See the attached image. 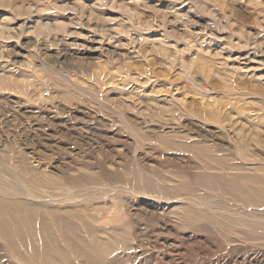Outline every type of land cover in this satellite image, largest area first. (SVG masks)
Returning <instances> with one entry per match:
<instances>
[{"label": "rangeland", "instance_id": "1", "mask_svg": "<svg viewBox=\"0 0 264 264\" xmlns=\"http://www.w3.org/2000/svg\"><path fill=\"white\" fill-rule=\"evenodd\" d=\"M10 4L20 9L15 27H26L7 43L0 37L2 174L12 177L20 153L34 156V169L69 179L65 197L91 192L98 238L128 224V245L105 264H264V225L234 220L264 207L236 193L229 177L208 179L223 172L203 168L189 150L222 139L228 147L211 145L222 160L257 168L264 159V0H0V21ZM65 4L76 11L56 7ZM37 22L52 29L41 33ZM174 97L187 104L181 108ZM86 175L109 189L92 193L93 180H72ZM190 196L227 214L218 213L216 224L195 223L180 204ZM0 264L21 263L8 257Z\"/></svg>", "mask_w": 264, "mask_h": 264}, {"label": "bare ground", "instance_id": "2", "mask_svg": "<svg viewBox=\"0 0 264 264\" xmlns=\"http://www.w3.org/2000/svg\"><path fill=\"white\" fill-rule=\"evenodd\" d=\"M85 3L78 5L80 8H82V10H80V11L82 12L83 15H81V16H84V14L86 15ZM133 3L139 4L137 2H133ZM56 7L59 10L65 11V12L67 10H70V9L72 11L73 10L76 11L75 8H73V9L68 8V4L56 6ZM19 10L20 9H19L17 4L16 5L10 4L8 6V8L6 10H4V15H2V20L0 21V35H1L0 37L3 39L4 43L6 42L4 40L10 41L13 39L12 34L16 33L18 31V28L20 30H25L26 21L23 25L21 24L18 28L15 27L16 23H13L16 19H19V15H18ZM131 10H133V9H131ZM31 13H32V11H30V14ZM77 13H79V12H77ZM179 13H181V12H179ZM133 14H134V12H133ZM185 14L187 15L189 13L185 12ZM16 15L18 17H16ZM93 15H94V11H90L89 15L87 17L90 20H88L87 23L90 24ZM131 15H132V13H131ZM17 24H19V23H17ZM38 24H39V22H37V25ZM59 24H61V23H59ZM40 25L41 24H39V26H35V29L39 30L41 33H44L46 31H49L52 29V26L50 25V23H45V24L42 23V25L41 26ZM58 25H56V26H58ZM34 33H36L35 30H34ZM46 33H48V32H46ZM87 38H89V37H87ZM0 41H2V40H0ZM184 42H186V41H184ZM162 43H164V42H162ZM152 44H153V42H152ZM186 44H187V46H192V45H190V42H188V41L186 42ZM193 44H195L194 41H193ZM160 45H161V43H160ZM163 46H165V45H163ZM168 46L169 45H167V47ZM156 47L158 48V46H156ZM157 48H156V50H157ZM173 48H175V46ZM162 49L164 50V47ZM190 50H191V48H190ZM67 53H69V52H67ZM194 54H195V52H194ZM206 54H203V55L206 56ZM195 55L196 56L194 59L198 60V62L201 61V60H199V58H201V57H199L200 53L195 54ZM172 56H173V54H172ZM218 56H220V53ZM168 57H170V56H168ZM177 57H179V55H177ZM222 57H224V56L222 55ZM222 57H220V58H222ZM173 58H174V56H173ZM221 63H223V62H221ZM227 64L228 63H225V66ZM205 67H206V65H205ZM174 68H175V64H174ZM233 70H235V69H233ZM212 71H211V73H212ZM1 72H3V71H1ZM208 72H209V69H208ZM226 74H227V72H226ZM0 76H2V75H0ZM7 76H6V78H7ZM12 77L13 76H11V78ZM2 79H3V77H1V80ZM0 82L2 83V81H0ZM193 82H194V80H193ZM172 83H173V81H172ZM4 85H5V81H4ZM2 87H5V86L2 85ZM173 88H174V86H173ZM2 90H5V89H2ZM177 90H179V88ZM156 91H157V89H156ZM173 91H174V89H173ZM242 91H244V90H242ZM247 92L249 93L248 90H247ZM229 93H231V92H229ZM243 93L246 94V92H243ZM155 94H156V92H155ZM208 94H210V93H208ZM250 95H252V94L250 93ZM202 98H204V97H202ZM174 100H175V97H174ZM176 103L181 108L187 104L186 99H184V98L177 100ZM207 103L208 102H206V104ZM215 103H213V104H215ZM190 104H191V102H190ZM157 107H160V106H157ZM215 108H217V106ZM227 108H228V106H227ZM203 110L206 111L204 108H203ZM223 113H224V111H223ZM227 113H229V111ZM169 114H171V113H169ZM222 115L223 114H221V116ZM233 116H235V115H233ZM229 117H232V116H229ZM229 117L226 121H231L230 124L231 123L234 124V126L237 128V126L240 124L239 121L238 120H232L233 118L231 119ZM240 122H242V121H240ZM213 124H214V122H213ZM214 125H217V124H214ZM237 129H239L238 131H240V128H237ZM250 129H251V127H250ZM225 130L227 131L228 129L225 128ZM233 130H234V128H233ZM198 133H199V131H198ZM237 133H239V132H237ZM242 135H243V133H242ZM249 135L252 136V132H251V134H248V136ZM253 135H254V133H253ZM197 137L203 138V136L200 134ZM253 140H255V139L253 138ZM205 143H207V142H198V143H196L197 146H189V150L192 151L194 154H196V156L200 157V159L202 160V164L204 165L203 168H207L209 170H212L214 168V165H215L216 166L215 169L223 172L219 175H209L206 177L212 181H220L221 179H225L224 176L229 177V180H230L229 186H231L236 193L243 194L244 196H246L249 200V204H251V205H253L259 209L261 207H264V174H260V173H264V159H259V161L261 163H260V166L257 168H252L245 161H242L239 163L229 162L226 159L222 160L224 157H222V159H220L219 156L216 155V153H217L216 146H211V145H217L218 148L219 147H228V146H226L229 144V143H227V141L219 139L218 143H216V144L214 143V141L211 145H208ZM224 143H226V145H224ZM170 147H172V146H170ZM174 147H176V146H174ZM212 148H214L215 150H213ZM238 150H239V148H238ZM257 155H260V154H257ZM29 157H31V159H33L35 162L39 161L34 156H29ZM29 157H27V155L24 153H20L16 157L15 161H12L11 164L13 166V169L10 173L12 174V177H13V178L12 177L11 178L14 180H12L11 178L2 174V167L0 165V252L4 253L3 256L0 255V261H2V259H4V258L10 257V258L17 260L21 264H74V261H75L74 259L80 260L82 262V264H105L108 260H110V259H108L109 258L108 256L112 255V253L115 252V250H117L118 248H125L128 245V243H129L128 242V234H129L128 224H125V225L122 224L123 226H116V227L112 228L110 232L105 231V233H107V232L109 233L108 239L98 238V235H99L98 230L97 229L94 230L90 227V225H93V222L94 221L96 222V220H97L96 215L89 213L91 209L88 205L89 201H87V199H88L87 197L89 196V194L91 192H88L89 190H87L84 193H82L83 192L82 190H81V192H79V193L76 192L74 194L70 192L72 195L69 194L70 196L65 197L66 194H62V193H60V191L63 190L62 188L66 187V185H68L67 183H68L69 179L66 176H64L63 174L58 175L54 172H50V171L44 172V171H41V169H34L32 166H30ZM34 167L37 168V166H34ZM54 170L56 171V169H54ZM99 175H103L102 172H100ZM92 177H94V176L86 175V177L82 176V178H76V179H72V180H76V181H78V180H82V181L93 180V182L87 184V185H93L94 186V187H92V190H94V192H92V193H95V190L97 192H104L107 189H109L106 187L107 189L103 190L101 188L102 186L98 185L97 182H95ZM211 183H214V182H211ZM253 184H255L257 186H254ZM116 186H118V185H116ZM145 186L148 189H150V188L153 189V187H152L153 185L151 182H146ZM89 187H87V189ZM111 188H113V186ZM116 189L119 190L118 188H116ZM116 189H115V191H116ZM107 192H110V191H107ZM116 196H117V198H121L122 193H120V191H118V194H116ZM82 198H84V199H82ZM77 199L80 201H77ZM206 201L201 199V198H197V197L194 198L192 196L184 198L182 200V202H187V203L180 202L181 206H184L182 214H186V215H188V214L192 215L193 214V215H195V217L193 218V219H195V223L209 222L210 224L211 223L216 224V223L220 222L218 217L221 218V216H219V214L222 215V214L226 213L225 211H224V213H222L219 210L223 207H220V206L214 207L211 205L212 201L208 200L210 203H208V201L207 202ZM168 202H169V200H168ZM209 204L212 207L209 206ZM95 209L99 210L98 207H96ZM256 213H257V210H256V212L253 211V214H248L245 212V213L240 214L236 218H234V220H235V222H238L239 225H247V221L248 222L249 221H256V222L250 223L252 225H264V212L263 213H257V214ZM248 215L253 216V217H249ZM191 223H193V222H191ZM81 227L87 232V234L89 236L88 239H85L82 235H80L79 229ZM240 228H241V226H240ZM57 233L60 235V238H58L59 235ZM246 236L248 238H251L252 236H254V233L251 235L248 232V233H246ZM262 237H264V236H262ZM262 240H264V239H262ZM114 241L117 242L116 245L114 244ZM114 246H116V248ZM72 258L74 260L73 263H72Z\"/></svg>", "mask_w": 264, "mask_h": 264}]
</instances>
